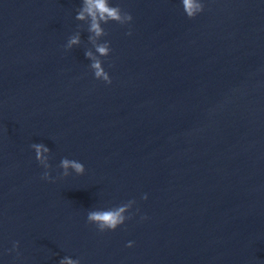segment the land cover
I'll return each mask as SVG.
<instances>
[{
	"label": "water",
	"instance_id": "obj_1",
	"mask_svg": "<svg viewBox=\"0 0 264 264\" xmlns=\"http://www.w3.org/2000/svg\"><path fill=\"white\" fill-rule=\"evenodd\" d=\"M202 2L110 0L133 21L102 25L109 85L81 0H0V264H264V0ZM129 200L115 231L87 223Z\"/></svg>",
	"mask_w": 264,
	"mask_h": 264
},
{
	"label": "clouds",
	"instance_id": "obj_2",
	"mask_svg": "<svg viewBox=\"0 0 264 264\" xmlns=\"http://www.w3.org/2000/svg\"><path fill=\"white\" fill-rule=\"evenodd\" d=\"M183 12L189 19H194L204 11L205 5L202 0H181ZM77 21L83 22V25H87L88 42L92 48L85 51V57L91 61L89 67L94 73V78L102 80L106 84H111L112 80L107 71L103 67V61L101 57L109 56L111 52L110 43L108 41L100 42L102 37L108 35L102 25L110 22H115L119 25H130L133 21V16L130 12L124 11L121 7L112 6L110 0H81V7L77 10L75 17ZM126 35H132L131 29ZM81 44V32L78 30L72 36L69 37L66 45V50L72 49L74 46ZM94 49V51H93ZM31 148L35 152V159L41 167L45 169L42 175V179L55 182L50 174L49 169L51 165L50 149L43 143H33ZM59 167L62 169L58 178H66L71 172L76 175H83L85 173V166L76 160H70L63 158L60 162ZM147 194L142 196V199L147 200ZM136 204L135 200H129L119 206L109 209H96L91 210L87 213V223L96 226L97 230L101 233L105 231H115L118 227L125 224L126 220L132 219L134 215L131 213V209ZM139 212V209H137ZM141 219H147V217H141ZM132 241H129L126 247L131 248L133 246ZM19 242H13L12 249L9 251L17 252L19 255ZM59 264H80L79 259H71L64 257L59 261Z\"/></svg>",
	"mask_w": 264,
	"mask_h": 264
}]
</instances>
